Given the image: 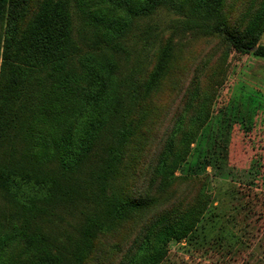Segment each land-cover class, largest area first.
Here are the masks:
<instances>
[{"label": "trees", "instance_id": "obj_1", "mask_svg": "<svg viewBox=\"0 0 264 264\" xmlns=\"http://www.w3.org/2000/svg\"><path fill=\"white\" fill-rule=\"evenodd\" d=\"M30 1L0 0V13L9 11L0 32V224L21 222L9 234L0 232V264H86L100 233L119 228L122 241L99 264H160L168 243L193 234L210 212L199 198L187 206V186L181 185L206 181L207 167H221L228 151H215L195 171L177 174L212 117L196 75L184 94L185 110L177 111L166 137L138 169L151 144L150 120L154 113L159 117L150 97L178 59L174 45H163L148 77L130 86L123 66L131 57V33L140 20L164 8L181 11L188 1L182 30L222 32L226 45L264 57V45H257L264 0L235 25L226 0H106L99 9L90 0H44L24 24ZM157 30L148 24L142 37ZM77 85L85 86V94L74 108L63 106ZM55 111L65 127L36 144L32 125ZM134 143L139 153L130 156ZM180 177L188 183H176ZM10 240L32 250L28 262L3 259Z\"/></svg>", "mask_w": 264, "mask_h": 264}, {"label": "rangeland", "instance_id": "obj_2", "mask_svg": "<svg viewBox=\"0 0 264 264\" xmlns=\"http://www.w3.org/2000/svg\"><path fill=\"white\" fill-rule=\"evenodd\" d=\"M43 1H30L24 24L32 19ZM257 3L258 0H226L225 12L232 25ZM106 4V0H90L92 9L104 8ZM189 4L188 1L184 4L182 12L164 8L151 18L140 20V26L134 28L128 41L131 57L123 66L125 75L131 73L130 86L134 87L148 77L161 47L167 43L175 46L178 60L149 100V107L157 109L159 117L154 113L150 120L155 122L150 139L153 146L150 144L141 153L138 169L150 159L160 139L166 137L177 111L185 110L184 94L193 88L191 81L196 75L201 77L202 91L209 95L205 109L212 117L201 128L199 139L192 144L191 155L177 174L195 171L199 161L215 151L224 147L228 151V161L221 167H207L206 181L188 183L184 177L177 179L176 183H188L181 185L187 186V206L199 198L205 200L210 212L206 211L208 214L198 222L193 234L168 243V253L160 264H264V57L253 52L245 54L226 45L222 32L198 34L182 30ZM5 11L0 13L3 33L9 18V11ZM148 24L157 26L158 30L146 40L142 33ZM257 43L264 45V30ZM73 88L63 97V106L74 108L79 96L85 94L84 85ZM196 109L191 106L190 111ZM59 113L55 111L52 117L43 120L38 118L32 125L36 144L44 145L55 131L65 127V119ZM139 149L134 143L130 156L139 153ZM141 183L142 178L136 182ZM189 201L192 202L189 204ZM20 223L19 220L7 226L0 224V232L9 234ZM123 233V228L100 233L93 254L85 263L99 264L110 248L122 241ZM116 252L115 248L111 249V253ZM32 254L22 241L10 240L3 259L9 263H26Z\"/></svg>", "mask_w": 264, "mask_h": 264}]
</instances>
